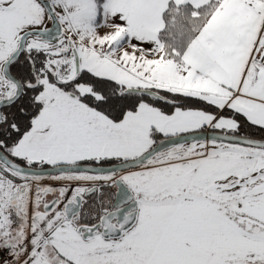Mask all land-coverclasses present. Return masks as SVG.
<instances>
[{"label": "snow or ice", "instance_id": "1", "mask_svg": "<svg viewBox=\"0 0 264 264\" xmlns=\"http://www.w3.org/2000/svg\"><path fill=\"white\" fill-rule=\"evenodd\" d=\"M0 264H264V0H0Z\"/></svg>", "mask_w": 264, "mask_h": 264}]
</instances>
